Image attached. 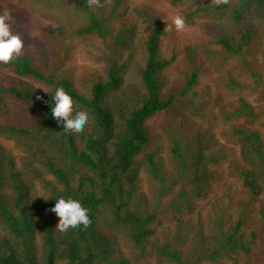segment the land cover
Masks as SVG:
<instances>
[{
	"label": "trees",
	"instance_id": "16d2710c",
	"mask_svg": "<svg viewBox=\"0 0 264 264\" xmlns=\"http://www.w3.org/2000/svg\"><path fill=\"white\" fill-rule=\"evenodd\" d=\"M28 1L57 21L43 28L49 39H95L110 65L106 78L79 90L38 68L50 62L41 43L2 63L13 82L0 80V264H264V0H73L72 9L67 0ZM163 1L187 24L208 27L220 60L237 64L224 99L220 89L200 92L197 61L209 54L196 44L186 48L188 70L164 92L162 73L173 63L160 56L167 28L154 18L137 37L134 15L152 17ZM11 18L23 39L26 24ZM57 87L88 113L82 132L66 133L52 118ZM181 107L222 121L221 134L239 150L228 165L237 186L211 167L213 142L186 132ZM157 115L155 131L147 121ZM57 197L79 200L90 226L60 232L50 211Z\"/></svg>",
	"mask_w": 264,
	"mask_h": 264
},
{
	"label": "rangeland",
	"instance_id": "374dc122",
	"mask_svg": "<svg viewBox=\"0 0 264 264\" xmlns=\"http://www.w3.org/2000/svg\"><path fill=\"white\" fill-rule=\"evenodd\" d=\"M105 1L111 2L112 0ZM127 2L131 6H135L141 0H127ZM72 3L73 0H67L65 6L72 9ZM31 6L28 0H0V10L2 9L5 13L3 16L9 20L13 19L11 17L15 13V17L17 16L20 20L22 19L26 24L23 28L22 41L28 51L35 54L39 50L37 44L41 43L44 45L42 49L44 50V54L49 57L50 62L47 67L45 61L38 60L36 64L38 68L42 69L45 73L54 72L57 76L73 80L79 90L83 89L85 81L93 76L107 77L110 64L105 51L97 40L92 38H72L67 33L68 37L61 38L59 43L53 42L44 34L43 28L47 26L56 28L58 25L57 21L53 20L52 17L43 16L41 12L32 11ZM152 12L154 14L152 17H143L136 12L134 14L136 18H134L139 24L137 37H145L150 33L154 18L157 21L165 23L167 30L161 40L160 56L163 59H173V63L162 73V80L165 85L164 92H170L174 83L178 81L180 73L186 69L188 70L186 48L192 44H196L200 50L206 49L207 54H209L206 58H211L210 60H206L205 57H200V60L197 61L201 69L200 92H203L205 98H207L210 95H214L220 89L222 91L218 98L224 99L223 95L225 93L228 94V92L225 91L222 84L230 73L237 75L236 73L240 69L237 68V64L234 61L223 62L220 60L219 51L214 49L216 45L212 44L214 41L208 33V27L205 28L203 25L198 24L189 25L185 21V29L177 32L175 26L172 25V20L176 16H181L183 19L184 17L180 10L165 1L153 4ZM168 25H172L171 31L168 30ZM241 78H245V76ZM0 80L7 84L13 82L10 71L2 63H0ZM37 87L39 90H43V87L40 85H37ZM246 97L250 99V94H247ZM183 109L185 108H178L177 113L184 115ZM207 109L215 111L217 107H208ZM160 117L162 115L149 119L147 125L156 131L158 128H156V124L159 122ZM215 117L193 114L190 116L184 115L183 118L186 121L184 129L188 133L194 132L196 136L200 135L201 139L213 142V146L205 152L215 162V164L212 163L211 167L213 166L219 170V175H222L224 183L235 187L237 186V181L230 174L228 165L233 158L239 157L238 146L234 145L227 138H224L221 134L222 121L218 116ZM0 142H2L1 139Z\"/></svg>",
	"mask_w": 264,
	"mask_h": 264
},
{
	"label": "clouds",
	"instance_id": "9594fccd",
	"mask_svg": "<svg viewBox=\"0 0 264 264\" xmlns=\"http://www.w3.org/2000/svg\"><path fill=\"white\" fill-rule=\"evenodd\" d=\"M102 0H87L89 7L101 6ZM216 5L226 4L228 0H215ZM177 32L185 29V20L181 16H176L172 20ZM172 25H168V30H172ZM24 47L19 35H14L11 25L5 16H0V63L9 64L14 57H19ZM37 99H40L37 97ZM72 97L62 88L57 87L54 94H51V116L59 123L63 130L71 133H80L89 122V115L86 111L74 110ZM59 217L56 228L60 232H66L70 228L75 229L83 226L87 229L92 223L89 217V209L83 207L79 200L71 197H57L50 208Z\"/></svg>",
	"mask_w": 264,
	"mask_h": 264
}]
</instances>
